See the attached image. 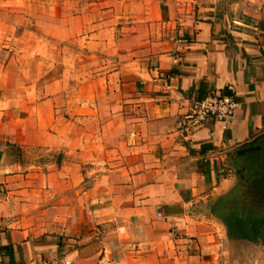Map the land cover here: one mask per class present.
I'll use <instances>...</instances> for the list:
<instances>
[{
	"label": "crops",
	"instance_id": "1",
	"mask_svg": "<svg viewBox=\"0 0 264 264\" xmlns=\"http://www.w3.org/2000/svg\"><path fill=\"white\" fill-rule=\"evenodd\" d=\"M8 22L31 62L0 92V264H216L209 205L264 134V0H0ZM212 93L231 121L183 140Z\"/></svg>",
	"mask_w": 264,
	"mask_h": 264
},
{
	"label": "trees",
	"instance_id": "2",
	"mask_svg": "<svg viewBox=\"0 0 264 264\" xmlns=\"http://www.w3.org/2000/svg\"><path fill=\"white\" fill-rule=\"evenodd\" d=\"M258 149L238 156L237 182L209 206L224 227L227 239L264 243V134L251 142Z\"/></svg>",
	"mask_w": 264,
	"mask_h": 264
},
{
	"label": "rangeland",
	"instance_id": "3",
	"mask_svg": "<svg viewBox=\"0 0 264 264\" xmlns=\"http://www.w3.org/2000/svg\"><path fill=\"white\" fill-rule=\"evenodd\" d=\"M223 1H220L222 3ZM243 8V7H241ZM240 8V9H241ZM238 10L236 7L231 9L229 7H225L222 5H219L215 8V13L220 15H226L233 13L237 14ZM44 11L43 8H38V14H42ZM59 12V11H57ZM41 17V16H40ZM2 25V24H1ZM7 30H9L8 38H0V45L2 41H4V45L6 47H3L0 50V63L4 66H0V92L1 91H14V88H18L20 86V82L16 81L12 78V75L16 73L19 75L20 71L13 70L14 66H29L31 60H29V54L28 51L22 50L18 51V42L20 39L24 41L22 38L25 34V32H28L30 29H32V26L29 25V23H25L23 25H15L13 23L8 22ZM1 29H3L2 26H0ZM21 36V37H20ZM37 59H40L43 61L44 57L41 55L37 56ZM27 61V62H26ZM36 61H32L31 66H43L39 65L38 63H35ZM7 65V66H5ZM5 70V77L2 76V73ZM55 69L51 71L53 73ZM33 72V69H32ZM29 72H25L27 75ZM2 76V77H1ZM18 94V92H17ZM41 154V153H40ZM45 154L42 152V155ZM49 155V153H47ZM47 154L44 156L43 159L47 157ZM41 155V156H42ZM51 156V155H50ZM234 170L237 171L236 166H234ZM235 171L232 173V176L236 177L235 183L237 182V174ZM238 172V171H237ZM213 202V201H212ZM211 202V203H212ZM210 203V204H211ZM210 206V205H209ZM210 212V210H209ZM214 217V216H213ZM215 218V217H214ZM216 219V218H215ZM217 220V219H216ZM218 221V220H217ZM219 222V221H218ZM226 237L225 229L222 227L221 229V236ZM228 240V239H227ZM216 264H264V243H258V244H251L244 241H230L228 240V243L226 246L222 247L220 251V257Z\"/></svg>",
	"mask_w": 264,
	"mask_h": 264
},
{
	"label": "built area",
	"instance_id": "4",
	"mask_svg": "<svg viewBox=\"0 0 264 264\" xmlns=\"http://www.w3.org/2000/svg\"><path fill=\"white\" fill-rule=\"evenodd\" d=\"M187 43V40H184ZM179 63L180 60L176 59ZM237 109L235 99L223 94H209L201 100L193 101L187 113L177 120L176 129L183 140H189L193 133L203 129L208 122L229 124ZM72 260L64 261L71 264ZM37 264H53L51 261L42 260Z\"/></svg>",
	"mask_w": 264,
	"mask_h": 264
},
{
	"label": "water",
	"instance_id": "5",
	"mask_svg": "<svg viewBox=\"0 0 264 264\" xmlns=\"http://www.w3.org/2000/svg\"><path fill=\"white\" fill-rule=\"evenodd\" d=\"M258 148L257 147H248L247 149L239 152V155H244V154H247V153H250V152H253L255 150H257Z\"/></svg>",
	"mask_w": 264,
	"mask_h": 264
}]
</instances>
